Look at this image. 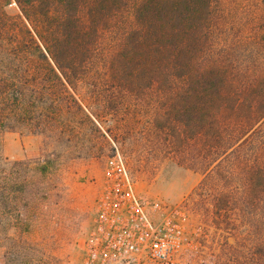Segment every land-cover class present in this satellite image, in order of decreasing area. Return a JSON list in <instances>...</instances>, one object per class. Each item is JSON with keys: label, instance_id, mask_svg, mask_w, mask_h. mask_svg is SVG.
<instances>
[{"label": "trees", "instance_id": "1", "mask_svg": "<svg viewBox=\"0 0 264 264\" xmlns=\"http://www.w3.org/2000/svg\"><path fill=\"white\" fill-rule=\"evenodd\" d=\"M226 1L0 0V139L70 142L79 120L95 126L89 103L116 118L131 101L154 105L155 136L202 174L195 193L229 224L239 211L248 233L228 261L264 264V16ZM46 174L0 159V223L7 209L25 224Z\"/></svg>", "mask_w": 264, "mask_h": 264}, {"label": "rangeland", "instance_id": "2", "mask_svg": "<svg viewBox=\"0 0 264 264\" xmlns=\"http://www.w3.org/2000/svg\"><path fill=\"white\" fill-rule=\"evenodd\" d=\"M236 1L240 2L236 10L226 1L234 16H249L245 13L255 8L264 16V0ZM9 11L14 13L15 7L9 6ZM251 32L246 38H262L260 33ZM87 109L96 115L97 129L79 120L74 125L77 138L70 142L18 131L2 135L0 159L39 162L47 166V174L45 189L31 203L28 218L21 216L27 220L25 224L9 216L7 209L3 212L0 264H80L82 242L93 226L95 201L106 185V171L112 168L116 172L118 153H114V145L123 157L118 154L125 162L134 191L149 202L159 201L166 211L176 208L182 213L181 226L190 245L183 249L181 262L231 264L227 244L243 242L248 230L239 211L231 216L229 224L224 216L214 213L208 192L195 193L201 172L168 152L155 136L154 126L161 119L153 114L159 109L131 101L119 107L118 118L92 103ZM16 206L25 214L22 201L17 200ZM254 231H250L253 236Z\"/></svg>", "mask_w": 264, "mask_h": 264}, {"label": "built area", "instance_id": "3", "mask_svg": "<svg viewBox=\"0 0 264 264\" xmlns=\"http://www.w3.org/2000/svg\"><path fill=\"white\" fill-rule=\"evenodd\" d=\"M115 159L116 172L106 171V185L95 201L80 264H183L180 255L190 241L182 213L137 194L123 160L118 154Z\"/></svg>", "mask_w": 264, "mask_h": 264}]
</instances>
